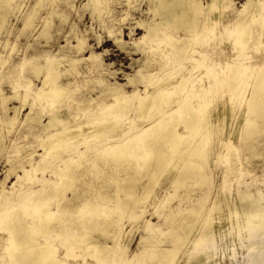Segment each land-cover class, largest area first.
<instances>
[{
	"label": "rangeland",
	"instance_id": "obj_1",
	"mask_svg": "<svg viewBox=\"0 0 264 264\" xmlns=\"http://www.w3.org/2000/svg\"><path fill=\"white\" fill-rule=\"evenodd\" d=\"M107 1L108 7L105 3L99 6L95 0L0 1V99L7 98L0 103V185L6 175H9L10 179L5 184L8 190H11L17 179L15 174H11L13 171L24 176V170L29 174L35 164L42 163L41 156L44 151L40 145L51 133V130L48 131L44 128L51 116L63 120L67 129H73L89 124L91 126L101 118L111 120V113L99 112L103 108L111 106V110L114 111L122 110L126 106L131 109V113L127 116L121 115V118L117 120L121 127L112 135L122 133L128 127L125 124L127 119L139 117V128L149 124L148 112L138 115L135 111L137 106L133 102L126 103L130 96L144 97L146 89L154 88L153 86L145 87L139 70L147 61L159 55L162 49L185 47L188 40L184 31L177 32L172 28L165 27L161 31L169 32L177 38V41H170L168 44L162 41H159V44L151 42L149 46L157 48L153 53L139 50L142 44L137 45V42L145 34L144 28L140 27L139 23L151 24L154 20L169 14L173 6L154 16L150 9L157 5L152 4V0ZM199 1L206 6L211 3V0ZM248 1L231 0L232 7L222 8V12L215 15L220 17L221 14V23L220 21L214 22L213 27L210 23H204L200 35L191 38L194 43L193 51L184 60L182 66L186 67L183 68V71L173 76L176 81L182 78L192 80V77L199 76V78L205 77L204 81L207 82L211 78V76H207L210 68L213 67L215 73H221L222 68H225L223 66L230 64L227 62H233L234 56L241 48L236 44L237 29L240 25L231 19L235 10H241ZM253 2L262 4L261 7L256 5L254 9L256 12L252 15L255 17L251 16L257 18V22H251L252 18L248 16L250 18L247 23L251 38L246 45V54L249 58L248 64L255 71L257 66L264 62V31L261 38L257 35L262 24L261 18L264 17V0H253ZM258 10L261 11L260 14ZM212 30L213 32H211ZM225 30L230 31L229 34H226ZM232 32L234 36L230 34ZM184 39L186 41H183ZM196 51L203 53L204 58L200 59L203 65L198 70L190 72V68L195 66L191 60H199ZM92 54L96 56L95 60L89 59ZM49 62L56 67L54 75H58L57 86L63 88L62 95L59 97L50 98L47 93L38 95V90H48V84L52 82L51 77L47 78ZM37 66L41 67L38 75L34 72ZM165 71H157L156 76L160 75L158 78H162L167 73ZM126 75L136 78L135 86L127 85ZM194 85L195 87L200 86L198 83H194ZM108 88H118L119 91L105 93L104 91ZM91 98L93 100L88 102L87 100ZM153 99L154 95L150 97L149 101L151 102ZM22 100L26 103H23ZM31 103L37 105L33 111L34 121L26 122V115L30 112ZM238 105L241 107L242 104ZM15 107L18 108L16 119L9 121L15 115ZM158 116L159 114L156 113L155 118ZM227 117H229L226 134L228 138L225 134L211 136L205 145L203 143L201 146V149L204 147L203 151L208 157L204 169L185 173L182 180L176 183H171L168 180L170 177L175 178L179 175L176 171L164 172L154 177L146 175L144 171L137 173L132 168L118 173L114 167L104 166V158L101 155L94 157L95 154L92 151H85V143L72 140V144L54 149L55 154L43 162L45 170L30 174L32 182L34 181L33 185L25 181L23 186L17 189L16 197L7 195L0 199V218L8 214L6 213L7 209L14 210L12 208H15L16 205L27 204L33 190H41L39 195L43 197H55L52 184L58 182V176L54 175L52 171L68 170L62 161L69 159L79 162L70 167L75 179L74 189L78 188L77 193L73 189L65 193L64 200L60 201L55 198L45 200L47 206L56 212L59 219L51 225L49 224V229L67 231L69 230L66 227L67 222L82 221L81 219H84L82 216L76 217L74 214L71 218L70 213L61 216L57 210L59 208H67L70 212L76 210L87 200L93 201L99 193L100 195L109 193L114 198L116 186L110 180H119L124 187L135 188V195L123 199L125 213L114 212L107 215L108 219L113 221L120 219L118 223L109 227L108 231L117 232L116 235H119L120 227L124 228V233L132 240V246L122 254L121 250H117V254H121L120 257L125 253L131 255L151 243L154 244L157 238L164 237L162 233H159L146 243L143 242L144 236L147 235L146 225L149 223L156 228L163 226L164 219L170 210L185 212L190 209V204L199 202L204 206V213L208 214L210 209V215H222L219 203L228 205L239 202L240 208L247 211L252 203L248 199L241 202L239 198L242 195L259 200V202L257 201L258 207L264 209V124L259 126L260 133L249 136L247 130L242 131L243 133L241 131L240 133L239 131L234 132L237 121L232 120L234 116L228 115ZM64 126H59L52 131L59 130ZM178 131L188 132L183 125L178 128ZM229 138L230 141H228ZM109 139L110 137L101 140L92 139L88 141V144L104 147L109 143ZM126 139L127 135H124L122 140ZM227 142H231L230 144L235 150L233 148L226 150ZM252 146L255 148L254 150L251 149ZM180 147L183 148L184 144H181ZM182 157L185 158L186 153ZM93 159L98 160L99 165L103 167V172L90 166V161ZM87 160L90 161L86 162ZM198 160L200 161V159ZM128 176L129 179L122 182ZM139 176L140 181L136 183L135 180ZM24 179L28 180L29 175ZM45 190L47 193L42 192ZM124 191L126 189H122L120 194L123 195ZM234 191L235 194H233ZM78 195L81 196V199L77 198ZM216 196L220 199H217ZM10 198H13L14 201L9 205L7 202ZM159 202H164V204H159ZM113 203L115 202H106L105 204L107 207H112ZM143 210H146L143 218L137 222L133 221L134 216L140 215ZM86 213L85 211L84 214ZM13 214L23 215L24 211L23 209L14 210ZM198 217L204 219L203 216L199 215ZM238 218L236 215L230 214L224 221L217 220L214 226V236L209 237V240L207 239L201 244L195 242V234L189 235L188 240L185 239L188 247L186 246L177 253L172 264H196V259L203 258L204 252L210 247L214 249L215 255L205 264H248L249 253H255L256 248L264 244V237L258 238L264 234V227L259 226L260 223L262 224L261 221L254 225L255 227L258 224L256 233L252 235L254 241L250 242L247 236L250 226L246 224L243 217L239 216ZM170 228V226H164L166 231L171 230ZM107 233V229L102 233L98 230L93 233V237L105 240ZM6 234V231L0 230L1 236ZM51 234L47 235V238L53 245L60 248L59 255L62 258L67 252L60 243L64 237H56ZM6 237L4 236L3 240H0V260L5 253ZM39 239L44 240L43 237ZM78 240L79 238L73 241L76 243ZM86 243L79 242L75 247H72L74 256L68 259V263L104 264L96 259L100 258L104 252L98 249H88ZM165 245L171 246V240H167V243H164L161 248ZM161 248L158 249L161 250ZM155 252H151L140 263L161 264L162 262L150 259L155 256Z\"/></svg>",
	"mask_w": 264,
	"mask_h": 264
},
{
	"label": "bare ground",
	"instance_id": "obj_2",
	"mask_svg": "<svg viewBox=\"0 0 264 264\" xmlns=\"http://www.w3.org/2000/svg\"><path fill=\"white\" fill-rule=\"evenodd\" d=\"M96 2L99 6L105 3L108 7L107 0L104 2L95 0V3ZM151 2L157 5L150 9V12H152L154 16L171 6H173V9L169 14L160 17L158 20H154L151 24H146L145 22L139 23V26L143 27L145 30L144 36L137 42V45L142 44L139 50L153 53L155 51L154 49L157 48H155L156 46H149L151 42L157 44L159 41H162L168 44L170 41H177V38L169 32L161 31L165 27L172 28L177 32L184 31L188 43L186 46L184 45L185 47H174L169 50L165 48L162 49L159 55L147 61L139 70L140 77L142 81H144L145 87L153 86L154 88L151 90L146 89L144 97L134 98L130 96L127 98L126 103L133 102L134 105L137 106L135 111L138 115L148 112L149 116L147 120L149 124L139 128V117L137 119H127L125 124H127L128 127L124 129L122 133L112 135L121 127L117 122V120L121 118V115L127 116L131 113V109H128L126 106H124L122 110L114 111L111 110V106L103 108V110L101 109L99 112L105 111L104 113H111V120L101 118L91 126L89 124L88 126L85 125L73 129H67L64 126L63 120L56 116H51L48 124L44 126L48 131L51 130V133L48 134L47 138L44 139L40 145L44 151L41 156L42 163L35 164L33 169L29 171V174L24 170V176L18 174L17 171H13L11 174H15L17 179L11 187V190H8L5 186L6 182L10 179V176L6 175L2 185H0V199L5 198L7 195H14L16 197L17 189L22 187L25 181L33 185L34 181L32 182L30 174H35L39 170H45V163L43 165V162L46 158H51L55 154L54 149L72 144V140L85 143V151H92L95 154L94 157L101 155L104 158V166L108 165L109 167H114L118 173L125 172L132 168L136 170L137 173L144 171L146 175L149 174L154 177L164 172L176 171L179 175L175 178L170 177L168 179L171 183H176L182 180L181 178L185 173H193L196 170L204 169L206 162H208V157L205 155V151H203L204 147L201 149V146L203 143L205 145V142L208 141L211 136H215L216 134H227L228 115H231V117L234 116L232 120L237 121L234 132L239 131L240 133V131L247 130L249 136L260 133L261 130L259 126L264 124V62L257 66L255 71L252 70V67L248 64L249 58L246 54V45L251 38L249 26L247 24L248 20L255 14L256 10L254 9L256 5L261 7L262 4H256L253 0H249L241 10H235L231 20L237 22L241 26L237 29L236 41V44L241 48L238 50L237 55L234 56L233 62H227L230 64L223 66L225 68H222L221 73H215L213 72V67L210 68L207 72V76H211V78L205 82V77L199 78V76H196L192 77V80L182 78L176 81V78L173 76L182 72L183 68L186 67L182 66V64H184V60L188 58V55L193 51L192 47L194 43L191 38L200 35L204 23H210L212 27L214 22L218 23L220 21L221 23V14L219 15L220 17L215 15L222 12V8L232 7L231 0H211V3L207 6L199 0H152ZM258 11L260 14L261 11ZM261 19L262 24L257 34L259 38L263 36L264 31V17ZM251 22H257V18H252ZM225 31L226 34L230 32L227 30ZM211 32H213V30ZM230 34L234 36L233 32ZM183 41H186V39ZM195 53L199 56V60H191L195 63V66L190 68V72L198 70L203 65V63L200 62L203 53L200 51H196ZM95 58L96 56L93 54L89 57L91 60H95ZM161 70H166L165 72L167 73L162 78H158L160 75L157 77L156 72ZM40 71L41 67L39 66L34 70L37 75ZM54 74H56V67H54L53 63L49 62L47 78L51 77L52 82L48 84V90H38V95L41 96L47 93L50 98L62 95L63 88L57 86L56 81L58 75L56 76ZM126 77L128 80L127 85H136L137 80L135 77L129 75H126ZM194 83H198V86H200L195 87ZM118 91V88H108L104 92L117 93ZM152 95H154V99L150 102L149 100ZM6 99L7 98L0 99V103L4 102ZM92 100L93 98L87 101L89 102ZM22 102L26 103L24 100H22ZM238 104H242L241 107H238L240 106ZM243 106L245 107L243 108ZM36 107L37 105L35 103L30 104V112L26 115V122L34 121L35 116H33V111ZM17 109L18 108L15 107V115L13 118H10L9 121L16 119ZM156 113L159 114L158 118H155ZM237 118L238 120H236ZM181 125L188 130L187 133L178 131ZM59 126L64 127L52 131ZM124 135H127L126 140H122ZM107 137H110L108 140L109 143L104 147L90 146L88 144V141L92 139L101 140ZM228 141H230V138ZM230 143L231 142H227L225 144L226 150L233 148ZM181 144H184L183 148L180 147ZM251 149L254 150L255 148L252 146ZM185 153L186 157L183 158L182 156ZM236 153L238 152L236 151ZM198 159H200V161ZM224 159L227 158L224 157ZM89 161L90 160H87L86 162ZM62 162H64L68 170L66 169V171H64L58 169L56 172L52 171L54 175L57 174L56 176H58V182L52 184V189L56 194L55 197H43L39 195L41 190H33L30 193L29 202L27 204H20V206L16 205L15 208H12L14 210L23 209V215H15L13 214L14 210L7 209L6 213L8 214L0 218V230H4L7 233L4 235L7 236L4 242L6 248L4 249L5 253L1 256L0 264H69L68 259L74 256L72 247H75L77 245L76 243L79 242H87L86 245L88 249H98L104 252L100 258H96L104 264H141L140 262L144 260V258L155 251L157 254L155 252V256L150 257L152 261L154 259L162 262L161 264H172L176 259L177 253L187 246V241H185V239L188 240L189 235L195 234V242L201 244L209 237L214 236V226L217 220L224 221L230 214L236 215L237 218L240 216L245 219L246 224L250 226L247 232L250 242L254 241L252 235L256 233V226L258 224L255 227L254 225L261 221L262 224L260 223L259 226L264 227V209L258 207L257 201L259 202V200L255 199V201L251 197L242 195L239 198L241 202L246 199L251 201L252 206H250V209L247 211L240 208L239 202L228 205L219 203V206L222 208V215H215L214 212V215H210V209L209 215L204 213V206L197 202L190 204V209H187L185 212H174L170 210L161 227L156 228V226L148 223L145 227L147 235L144 236L143 242L146 243L151 237L159 233H162L164 237L157 238L154 244L151 243V245L145 246L142 250L133 252L131 255L125 253L120 257L122 252L132 246V240L124 233V228L122 229L120 227L119 235H116L117 232L108 231L109 227H112V225L120 221V219L116 221L108 219V214L114 212L125 213L123 199L130 195H135V188L124 187L119 180L116 179L110 180L114 182L116 186L114 198L109 193L101 195L99 193L94 198L95 201L87 200L82 206L71 212L67 208H59L57 212L61 216H66V214L70 213L71 218L73 217L72 215L75 214L76 217L79 215L84 217V219L82 218L80 222H67L66 227L69 229L67 231L49 229V224L51 225L59 219L56 216V212L47 206V201L45 200L55 198L61 201L65 199V193L69 190H73L75 183V179L72 176L73 172L70 167L72 164L79 163L75 159ZM90 166L96 170H102L103 172V167L99 165L97 159L90 161ZM28 175L29 179L25 180L24 177ZM126 179H129V176L123 179L122 182ZM138 181H140V176L135 180L136 183ZM77 189L78 188L74 189L75 193H77ZM122 189H126L127 191H124L125 193L123 192V195L120 194ZM42 192L47 193V190ZM148 194L150 195V192ZM233 194H235V191ZM77 198L81 199V196L78 195ZM217 199H220V197H217ZM13 201L14 199L10 198L7 204H13ZM112 201L115 202L113 206L107 207L105 203ZM160 203L164 204V202H159V204ZM197 206L199 207L198 209L195 208ZM85 211L87 212L86 214H84ZM145 213L146 210H143L140 215L134 216L133 221L137 222L143 218ZM199 215L203 216L204 219L202 220L201 217H198ZM164 226H170L171 230L166 231ZM106 229L108 233L106 238H104L105 240L93 237L94 232L99 230L102 233L104 231L106 232ZM50 234L56 237H64V240L60 243L66 248L67 252L62 258L59 255L60 248L53 245L50 239L47 238V235L50 236ZM4 236L0 235V240H3L2 238H4ZM40 237H43L44 240H40ZM261 237H264V234L258 236V238ZM77 238H79L78 242L76 241V243H74L73 240ZM167 240H171V246L165 245L161 248L164 243H167ZM158 248H161V250ZM117 250H121L120 255L117 254ZM214 255L215 251L210 247L204 252L203 258L196 259L195 262L196 264H205V262ZM248 261V264H264V244L256 248L255 253H249Z\"/></svg>",
	"mask_w": 264,
	"mask_h": 264
}]
</instances>
